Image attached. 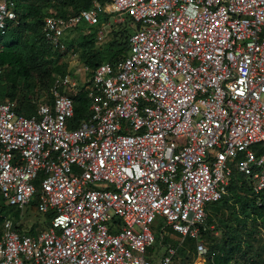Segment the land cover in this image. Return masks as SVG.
I'll use <instances>...</instances> for the list:
<instances>
[{
	"label": "built area",
	"instance_id": "1",
	"mask_svg": "<svg viewBox=\"0 0 264 264\" xmlns=\"http://www.w3.org/2000/svg\"><path fill=\"white\" fill-rule=\"evenodd\" d=\"M107 5L131 21L128 52L82 83L86 119L71 122L64 91L83 86L71 74L55 77L52 103L30 117L0 101V195L22 210L39 181L38 211L51 214L35 235L4 219L0 264H151L165 229L193 240L194 264H206V207L227 196L234 171L264 193V0ZM13 9L0 0L2 37ZM99 11L46 17L45 43L64 52L66 33L98 26ZM175 254L167 244L159 264Z\"/></svg>",
	"mask_w": 264,
	"mask_h": 264
},
{
	"label": "trees",
	"instance_id": "2",
	"mask_svg": "<svg viewBox=\"0 0 264 264\" xmlns=\"http://www.w3.org/2000/svg\"><path fill=\"white\" fill-rule=\"evenodd\" d=\"M11 1L14 3L13 10L15 13V19L9 23L6 35L3 37L0 36V70L2 73L0 74V77L3 76V73L6 74L4 81L5 86L3 85L2 87L0 83V98L7 96L12 101H15L16 99V112L19 115L30 117L35 113L38 105L42 103L51 104L53 100L50 91L54 81L48 89V85L44 82L39 84V81H41L39 78H42V76L38 78L37 75H41L40 73H46L45 75L47 79H50L52 71L60 76L71 74L66 63L57 66L55 65L53 68L47 69L48 64L56 63L54 56L61 57L62 55L53 52L45 43L42 30L43 20L53 14L60 17L76 15L82 10L89 9L94 1H97L100 5H104L107 3V0H57L60 7L57 8L58 12L55 13L48 12V0H38L36 2H32V0ZM69 9L70 12H68ZM129 22L131 24L130 20ZM77 29L78 28L75 30ZM130 33L131 30L129 28H124L121 33L122 38L105 48H95V41H93L94 37H92V35H86L82 38L79 60L81 64L89 70L87 77L91 76L92 71L97 66L103 63H113L126 56ZM66 47V50L61 54L69 53L76 55V52H78V49L76 46L72 45L71 41L67 43ZM85 85L82 86L80 92L77 94L72 93L70 90L64 91V94L68 95L74 101V118L71 121L74 127L89 115V99L87 97V89ZM21 87L27 89L26 92H29L31 96L23 97V99L19 101L16 98V95L18 89ZM44 89H48L47 91L49 94L46 100L41 101L40 99H31L33 90H37L38 95H40ZM35 185L36 194L26 207H30L31 210L44 217V226L40 230L42 231L49 226L51 214H42L38 211L37 206L40 191L39 181L35 182ZM241 193H246L248 197ZM227 195L231 196V199L235 201L239 208V214L246 219L251 218V220L243 222L239 217H235L237 225H230L225 227V229L221 228L218 224L213 223L212 219L208 217L207 208L212 204L207 205V217L205 223L207 229L205 231L200 230L203 244L205 245V240L208 241V247L205 245L208 253L206 264H251L252 259H250V257L248 259V252L252 248L249 237L252 232L251 228L257 226V218L255 216L264 215V193L255 194L245 181V178H243L238 172L234 171L230 179ZM225 197L226 196H224L222 200ZM227 200L228 199L225 200V203H227ZM16 209L17 208L8 206L0 195V234L4 219L9 218L14 222H17L19 217L16 214L19 211ZM8 213L13 215L12 218L11 216H7ZM13 218L16 219L14 220ZM208 223H211V225L216 224L212 231L208 227ZM18 229L25 231L30 235H35L39 232L35 230L34 227L28 230H23L20 224ZM217 229H220L223 236L219 238L215 237L214 232ZM240 232L242 236L238 235ZM186 240L191 239H185L181 246ZM165 241H167L166 238ZM191 241L195 251V243L193 240ZM156 242H160L159 236L156 237L155 243ZM152 246L150 248H152ZM179 251H181V253L184 252L183 249L181 250L177 247L176 254L170 264L173 263Z\"/></svg>",
	"mask_w": 264,
	"mask_h": 264
},
{
	"label": "rangeland",
	"instance_id": "3",
	"mask_svg": "<svg viewBox=\"0 0 264 264\" xmlns=\"http://www.w3.org/2000/svg\"><path fill=\"white\" fill-rule=\"evenodd\" d=\"M38 0H32V2H36ZM94 3H97L99 5V15H100V23L98 26L94 28L87 27L86 25H80L77 30L73 29L66 33L65 40L67 43L71 41L72 45L76 46L78 49V52L75 54H61L57 53L58 55H62L61 57L54 56V60L56 61L55 64H48V68H53L55 65H60L62 63H66L68 66L69 71L71 72V76L75 77L78 81L79 85H83L82 83L87 79V71L85 72L84 66L80 62V50H81V43L82 38L86 35H92L94 37L93 41H95L94 46L95 48H105L108 45L112 44L115 41H119L121 37L122 30L124 28L130 27V22L127 20V18L124 15L118 16L111 12H109V8L107 3L104 5H100L97 1H94ZM49 6H47L48 12H58V9L60 5L58 4L57 0H48ZM92 4V5H93ZM70 12V9L68 10ZM2 74V73H0ZM41 75H37L39 78L42 76V78H39V84L44 82L46 85H48V89L50 88L52 82L54 81L55 77L58 75L55 72H51L50 79H47L46 73H40ZM35 75V76H36ZM6 74L3 73V76L0 77V83L3 87L4 81H5ZM49 80V81H47ZM47 81V82H46ZM50 83V85H49ZM5 86V85H4ZM47 89V90H48ZM43 90L40 95H38L37 90H33L31 99L33 100H41L44 101L48 98V91ZM27 89L25 88H19L17 91L16 98L20 101L23 99V97H29L31 94L29 92H26ZM51 93V91H50ZM9 99V97H1V100ZM15 101H17L15 99ZM18 103V102H17ZM242 195H246V193H241ZM248 197V196H247ZM227 200V203H225V200ZM17 210V209H16ZM18 213L16 214L18 217V224H20L21 228L23 230H28L34 227L35 230L40 231L43 228L44 224V217L37 212L31 210L30 207H25L24 209L20 210L18 209ZM207 215L210 219H212L213 223L218 224L221 228L227 227V226H234L237 225V222L235 220V217H239L242 219L243 222H248L251 220L246 219L242 217L239 214V208L236 205L235 201L231 199V196L227 195L222 201H220L217 204H212L207 208ZM8 217L12 214L8 213ZM257 218V222L254 228H251L252 232L250 233L249 241L252 245L251 250L248 252V259H252L251 264H264V215L262 216H255ZM14 220L16 218H13ZM216 224L211 225V223H208V227L212 231V229L215 227ZM160 231L156 233L157 236L160 235ZM164 237L167 239L165 241L164 239H160V242H156L152 248L148 249L146 252V259L150 261L151 264H159V260L161 258V255L165 252V247L167 244H171L172 247L175 249L178 247L179 249H183L184 252L179 253L176 255V258L174 259L172 264H194L197 262V256L194 251V247L191 240H186V242L181 246L182 243H180V240L177 238V235L171 234L168 229H165L163 231ZM215 237L219 238L222 235L220 229L215 230L214 232ZM239 236H242L241 232L238 233ZM206 247H208V241H204ZM182 255H181V254ZM241 261V260H240Z\"/></svg>",
	"mask_w": 264,
	"mask_h": 264
}]
</instances>
